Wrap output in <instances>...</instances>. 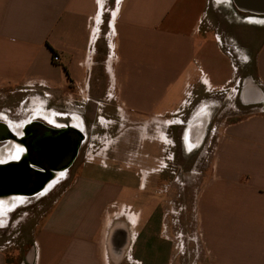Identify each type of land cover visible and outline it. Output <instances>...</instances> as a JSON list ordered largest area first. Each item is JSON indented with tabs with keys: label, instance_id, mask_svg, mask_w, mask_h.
<instances>
[{
	"label": "crops",
	"instance_id": "1",
	"mask_svg": "<svg viewBox=\"0 0 264 264\" xmlns=\"http://www.w3.org/2000/svg\"><path fill=\"white\" fill-rule=\"evenodd\" d=\"M211 1L114 0L111 7L109 0H0V97L8 91L21 95L16 115L36 105L20 120L0 110V122L14 135L0 141L6 153L0 166L22 159L25 149L13 141L32 122L72 127L35 116L42 109L49 117L81 121L83 146L90 148L97 137L106 149L126 139L133 127L118 121L124 113L130 121L172 118L166 127H182L189 152L185 133L199 119L200 135L222 128L200 207L202 237L214 264H264V26L255 37L239 40L237 32L256 15L231 1L237 30H214ZM104 13L111 17L108 41L101 33L107 29L100 28ZM235 100L245 115L232 120ZM191 103V117L182 121ZM213 109L222 112L214 125ZM98 127L104 130L99 135ZM160 139L165 148L173 145L165 132ZM150 143L144 147L151 153L156 148ZM130 186H137L131 174L87 169L56 199L23 256L0 247V264L108 263L105 209ZM16 201L0 202L2 223L21 204ZM146 206L127 212L124 221L135 231L125 255L132 263L152 264L170 254L156 236L163 216L154 213L150 197Z\"/></svg>",
	"mask_w": 264,
	"mask_h": 264
},
{
	"label": "rangeland",
	"instance_id": "2",
	"mask_svg": "<svg viewBox=\"0 0 264 264\" xmlns=\"http://www.w3.org/2000/svg\"><path fill=\"white\" fill-rule=\"evenodd\" d=\"M109 1H111L112 7L114 0ZM215 1L222 3H217V6L214 7ZM226 4L230 8L229 10L223 8ZM114 7L116 8V6ZM113 10L114 8H111V12ZM235 13L236 10L231 4V0H212L208 10V14L211 17L209 23L214 30L223 31L227 29L235 31L237 30L235 23H240ZM110 18L108 13H104L100 22L101 30L107 29L105 30L106 32H101L106 35L107 41L109 39L107 35L111 29L108 27L111 23ZM228 18L231 19V22ZM248 25V27L242 28L243 31L241 33L237 32L236 35L239 40L255 37L258 34L257 32L261 31L259 29L260 26H264V19L258 21L256 16L252 17L250 15ZM20 98L21 95L11 94V91L3 93L0 97V110L5 111L8 109L11 111L13 118L23 119L36 105L29 104L22 113L16 115ZM193 103L189 106L182 121H187L191 117ZM238 103L235 100L233 110L237 109V112H234L237 115L232 120L245 115L244 110L239 108ZM54 105V102L47 104L48 107L52 108ZM221 113L217 109L211 111V124L214 125V123L218 124L220 122ZM154 118L155 120L152 122L143 119L134 121L132 118L130 121V118L121 113L118 121L120 119V122L125 126L133 127L126 132V139L121 140L117 144L110 142L108 149H106L105 145H102L103 142H99L98 137L94 140L92 148L84 145L69 172L67 174L64 172L63 176L57 178L47 192L34 197L24 198L17 208L14 207V209L16 208L15 210L12 209L14 211L7 212L3 223L0 221V247L5 248V252L19 258L22 257L32 244L41 222L52 208L56 199L78 177L85 174L87 169L92 168L98 172H112L120 176L131 174L135 178V184L137 185L134 187L130 186L126 193L119 195L117 200L111 202L105 209V221L107 226L109 225L110 227L106 230L107 237L105 239V249L110 256V260L106 264L144 263L141 261L132 263L125 259L131 237L135 235V231L134 229L130 230L129 225L124 221L128 220L129 214L127 212H131V210L143 209L145 211L149 197L155 208L154 213L163 216L162 225L157 231L155 229L157 232L156 236L161 235V242L167 245L170 251L169 256H165L166 259L163 261L154 260L151 263L214 264V256L210 253L205 236L202 237L201 217L204 214L200 211V207L202 206L201 194H203L209 179L210 159L211 156L213 157L216 144L221 137L219 130L222 128L218 129L217 132L213 131L211 126V130L208 128L203 133L201 143L186 152L180 138L182 127L169 126L168 129L166 124L169 121L171 122L172 118L167 120L166 118L168 117H160L161 119L153 117L152 119ZM145 122H148L146 128ZM95 131L99 135L104 130L98 127ZM210 131L213 132L211 133ZM163 132L168 135V138L173 139L171 141L173 143L172 146L165 148L163 144H159L158 140L161 141L160 137ZM95 133H91V135ZM151 140L153 145H155L153 147L156 148L151 150L153 155L148 150L146 151L144 147L145 144L150 145ZM158 145V148L162 150L160 153L156 147ZM89 149L92 151L91 154H87ZM169 154L171 155L169 156ZM171 156L173 158L167 160ZM146 181L152 182L154 184L153 187L150 185V188H144V185H147ZM4 202L6 203L7 201L5 200ZM203 222L205 223V218H203ZM141 227L142 223L139 229ZM136 232L138 233L140 230L137 229ZM206 234L207 232L205 231Z\"/></svg>",
	"mask_w": 264,
	"mask_h": 264
},
{
	"label": "water",
	"instance_id": "3",
	"mask_svg": "<svg viewBox=\"0 0 264 264\" xmlns=\"http://www.w3.org/2000/svg\"><path fill=\"white\" fill-rule=\"evenodd\" d=\"M231 1L239 8L252 9V14L264 15V0ZM26 133L22 139L25 158L0 166V194L12 189L23 191L25 198L41 194L51 182L52 170L65 172L72 164L84 138L82 132L71 126L57 128L39 120L28 125ZM4 138L14 139V135L0 122V141Z\"/></svg>",
	"mask_w": 264,
	"mask_h": 264
},
{
	"label": "flooded vegetation",
	"instance_id": "4",
	"mask_svg": "<svg viewBox=\"0 0 264 264\" xmlns=\"http://www.w3.org/2000/svg\"><path fill=\"white\" fill-rule=\"evenodd\" d=\"M256 17H257L258 21L260 19H264V15H258V16L256 15ZM38 114H40L44 118V120H46V122H49L50 124H54V125H57V126H61V125H63V123H64V125L71 124L72 126H75V127H77L76 126L77 124L82 125L81 121H79V120L77 122H72L70 120H66L65 117H60V116L59 117L58 116H56V117H54V116L49 117L50 114L48 112L44 111L43 109L41 110L40 113H38L36 111V115L35 116H37ZM61 118H63V120H62L63 122L61 121ZM65 121H66V123H65ZM199 121H200L199 119L198 120L195 119L194 123L190 124V122H189V124H188L187 130H186V133H185V142H186V146L189 149L190 148L192 149L193 147L198 146L201 143V141H202V136H203L204 131H203L202 135L199 134V132H198L199 131V128H200L199 127V125H200L199 124ZM26 134H27L26 133V130H24L23 131V135L19 138V141L21 139H23L24 137H26ZM83 140H84V138H83ZM83 140H82L81 145H80V147L78 149V153H77L76 158L74 159V161L72 162V164L65 171L66 174L69 172V170L73 166L75 160L78 158L79 153L81 151V148L83 147ZM19 145H20V143H19ZM183 147H184V145H183ZM22 153H23L22 158H25V150ZM0 154L1 155H5L6 153H4L3 150H0ZM50 175H52L51 176L52 177L51 182H49V183L46 184V186L41 191L42 193L47 192L50 189V187L56 182V179L59 178L60 176H63L64 175V171H51L50 172ZM9 191H12V192H2L0 194V196L2 197V199H0V202H4L6 200V198L9 197V196L3 197V196H6L7 193L12 194V196L10 198L17 197L19 194L25 196V193L23 191H21V190L12 189V190H9ZM19 202L22 203V200H19L18 203Z\"/></svg>",
	"mask_w": 264,
	"mask_h": 264
},
{
	"label": "bare ground",
	"instance_id": "5",
	"mask_svg": "<svg viewBox=\"0 0 264 264\" xmlns=\"http://www.w3.org/2000/svg\"><path fill=\"white\" fill-rule=\"evenodd\" d=\"M16 125H18V123L16 124ZM77 126V125H76ZM203 126H204V124H203ZM70 127V126H69ZM73 128H75V129H77V130H79L80 132H81V129L83 128L82 127V125H79V127L77 126V127H75V126H72ZM15 142H18V144L20 143V145L21 146H23V142H22V139L19 141L18 139L17 140H15V141H13V143H15ZM17 144V145H18ZM19 146V145H18ZM15 153H16V151H15ZM21 153V150H17V154L19 155ZM25 156H26V151H25ZM22 159H24V158H22ZM22 159H20V160H22ZM53 171V170H52ZM52 176V175H51ZM52 179V178H51ZM6 196H9V199H8V202H10V201H19V200H22L23 201V199H21V198H23L24 196L23 195H18L15 199H11L10 197L12 196V194H10V193H7V195ZM1 197V196H0ZM0 199H2V197L0 198ZM16 201V202H17ZM20 203V202H19ZM132 220V219H131Z\"/></svg>",
	"mask_w": 264,
	"mask_h": 264
},
{
	"label": "built area",
	"instance_id": "6",
	"mask_svg": "<svg viewBox=\"0 0 264 264\" xmlns=\"http://www.w3.org/2000/svg\"><path fill=\"white\" fill-rule=\"evenodd\" d=\"M53 60H54V61H58V60H59V56L54 55V56H53Z\"/></svg>",
	"mask_w": 264,
	"mask_h": 264
}]
</instances>
